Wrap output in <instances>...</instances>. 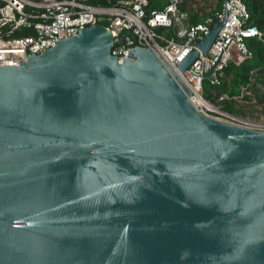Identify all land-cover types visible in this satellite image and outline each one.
Returning <instances> with one entry per match:
<instances>
[{
  "label": "water",
  "instance_id": "water-1",
  "mask_svg": "<svg viewBox=\"0 0 264 264\" xmlns=\"http://www.w3.org/2000/svg\"><path fill=\"white\" fill-rule=\"evenodd\" d=\"M112 43L90 27L0 67V264H264V132Z\"/></svg>",
  "mask_w": 264,
  "mask_h": 264
},
{
  "label": "built area",
  "instance_id": "built-area-1",
  "mask_svg": "<svg viewBox=\"0 0 264 264\" xmlns=\"http://www.w3.org/2000/svg\"><path fill=\"white\" fill-rule=\"evenodd\" d=\"M90 1L0 0V67L16 68L28 56L40 55L58 41L100 26L111 32V55L118 62L126 60L133 49H151L178 74L190 92V102L200 113L211 112L219 122L264 132V127L258 129L255 122L224 112L221 103L230 99L226 94L212 93L219 107L203 98L206 79L217 89L229 66H239L251 59L246 40L257 38L264 43L262 33L248 24L250 17L240 0H226L221 12L213 9L198 23H192L189 13L180 9V0H161L163 8L149 12V0H102L101 4ZM220 22L222 26L208 53L199 52L188 70L179 73L177 66ZM23 31L30 34L19 35ZM210 71L211 75L206 77ZM248 92L249 86L242 88L240 96L231 100L242 99Z\"/></svg>",
  "mask_w": 264,
  "mask_h": 264
},
{
  "label": "trees",
  "instance_id": "trees-1",
  "mask_svg": "<svg viewBox=\"0 0 264 264\" xmlns=\"http://www.w3.org/2000/svg\"><path fill=\"white\" fill-rule=\"evenodd\" d=\"M246 7L249 14V25L256 27L262 33L264 40V0H240ZM92 4H101L102 0H91ZM223 0H218L216 10L221 12ZM164 6L161 0H149L147 11L160 10ZM198 20L193 17L192 22ZM30 33L23 31L19 33L21 36H27ZM246 45L252 54L251 59L244 61L239 66H229L221 80V85L216 89L209 84L206 79L203 82V98L210 102H215L212 95L213 92L224 93L230 98L221 103L224 112L237 115L240 110L236 109V101L231 100L233 97L240 96L242 88L249 86V90L257 91L258 85L264 87V43L257 38L246 40ZM264 96V93L262 94ZM246 99V98H245ZM217 104V103H216Z\"/></svg>",
  "mask_w": 264,
  "mask_h": 264
},
{
  "label": "rangeland",
  "instance_id": "rangeland-1",
  "mask_svg": "<svg viewBox=\"0 0 264 264\" xmlns=\"http://www.w3.org/2000/svg\"><path fill=\"white\" fill-rule=\"evenodd\" d=\"M218 0H187L188 9L192 12H198L202 14H208L211 10L216 9ZM264 87L258 85L257 91H251L242 99H238L236 102V109L240 110L241 113L235 115L243 119H248L250 122H255L258 129L264 127ZM246 98V99H245ZM210 105L219 107L220 105L214 102H208ZM207 117L217 119L218 116L211 112H204Z\"/></svg>",
  "mask_w": 264,
  "mask_h": 264
},
{
  "label": "crops",
  "instance_id": "crops-1",
  "mask_svg": "<svg viewBox=\"0 0 264 264\" xmlns=\"http://www.w3.org/2000/svg\"><path fill=\"white\" fill-rule=\"evenodd\" d=\"M180 9L182 11H185V12H188L189 13V17L191 19V22H192V18L195 17L198 21L197 22H194V23H198V22H201L202 21V18L203 17H206L208 14H202V13H199V14H194V12L190 11L188 9V6H187V0H180ZM193 23V22H192Z\"/></svg>",
  "mask_w": 264,
  "mask_h": 264
},
{
  "label": "bare ground",
  "instance_id": "bare-ground-1",
  "mask_svg": "<svg viewBox=\"0 0 264 264\" xmlns=\"http://www.w3.org/2000/svg\"><path fill=\"white\" fill-rule=\"evenodd\" d=\"M198 103L204 105V102L202 99H198Z\"/></svg>",
  "mask_w": 264,
  "mask_h": 264
}]
</instances>
